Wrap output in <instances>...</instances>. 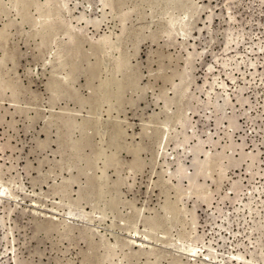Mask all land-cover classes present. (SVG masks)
I'll return each instance as SVG.
<instances>
[{"label":"rangeland","instance_id":"374dc122","mask_svg":"<svg viewBox=\"0 0 264 264\" xmlns=\"http://www.w3.org/2000/svg\"><path fill=\"white\" fill-rule=\"evenodd\" d=\"M263 261L264 0H0V264Z\"/></svg>","mask_w":264,"mask_h":264},{"label":"bare ground","instance_id":"6f19581e","mask_svg":"<svg viewBox=\"0 0 264 264\" xmlns=\"http://www.w3.org/2000/svg\"><path fill=\"white\" fill-rule=\"evenodd\" d=\"M51 2V1H50ZM133 2V1H132ZM104 5H105V3H104ZM160 6V5H159ZM16 9V8H15ZM51 12V11H50ZM73 12V11H72ZM121 14H124V13H121ZM106 16V15H105ZM115 16V15H114ZM119 16V15H118ZM106 19V18H105ZM26 20V19H25ZM28 20V19H27ZM173 21V20H172ZM22 22V21H21ZM27 22H29V21H27ZM26 22V23H27ZM44 24V23H43ZM123 24V23H122ZM4 26H6V24L4 25ZM90 26V25H89ZM94 26V25H93ZM102 27V26H101ZM121 31V30H120ZM112 32V31H111ZM46 33V32H45ZM112 34H113V32H112ZM3 36V35H2ZM168 36V35H167ZM111 38V37H110ZM109 40V39H108ZM110 41V40H109ZM8 43V42H7ZM108 44V43H107ZM130 47V46H129ZM113 49V48H112ZM119 50V49H118ZM111 51V50H110ZM115 51V50H114ZM15 54V53H14ZM57 54H58V52H57ZM9 55V54H8ZM11 55V54H10ZM59 56V55H58ZM66 57V56H65ZM113 57V56H112ZM121 57V56H120ZM114 58V57H113ZM63 59V58H62ZM59 60H60V58H59ZM64 60V59H63ZM117 60H118V58H117ZM118 61H120V58H119V60ZM66 63V62H65ZM120 63V62H119ZM118 63V64H119ZM120 67V66H119ZM226 67V66H225ZM118 68V67H117ZM208 69V68H207ZM226 70V69H225ZM120 72V71H119ZM46 74V73H45ZM252 76V75H251ZM64 81V80H63ZM111 83V82H110ZM3 84V83H2ZM107 86V85H106ZM219 87V86H218ZM106 91V90H105ZM52 92V91H51ZM107 92V91H106ZM220 92V91H219ZM213 96V95H212ZM59 98V97H58ZM246 98V97H245ZM243 107V106H242ZM242 115V114H241ZM231 125H232V127H235L236 125H235V121H234V118H231L230 119V122H229ZM10 126V125H9ZM230 129H231V126L229 127ZM196 134V133H195ZM185 141V140H184ZM200 143V142H199ZM197 144V143H196ZM200 150H201V147H200V144H197L196 146H195V148H194V153L195 154H197V153H199L200 152ZM231 150V149H230ZM250 153H251V151H250ZM247 155H249V154H247ZM246 156V155H245ZM251 157V159H255V155H251L250 156ZM199 158V157H198ZM219 158V157H218ZM137 159V158H136ZM212 159H213V157L212 156H210V155H206L205 156V159H204V161L202 162V163H200L199 162V164H196V166H197V170H196V174L198 175L199 173H202V170H203V168L208 164V163H211V161H212ZM219 161H221V160H219ZM216 162V161H215ZM247 162V161H246ZM213 164H214V162H212ZM221 163V162H220ZM225 163V162H224ZM238 163V161L237 162H235V164H237ZM218 164H219V162H218ZM210 165V164H209ZM247 165V164H246ZM98 168V167H97ZM4 169V168H3ZM248 170V169H247ZM179 172V171H178ZM210 172V171H209ZM180 173H182L181 171H180ZM228 173V172H227ZM259 173V172H258ZM207 174V173H206ZM194 176H196V175H194ZM204 176H205V174H204ZM210 177V176H209ZM192 181H194V179L192 178L191 179ZM240 180V179H239ZM196 184H199V183H196ZM201 184V183H200ZM203 184V183H202ZM236 184H237V182L236 183H234V187L236 186ZM261 186V185H260ZM21 187V186H20ZM236 188V187H235ZM195 189V188H194ZM21 190V189H20ZM205 191V190H204ZM200 195V194H199ZM207 195V194H206ZM189 196V195H188ZM206 197V196H205ZM204 198V197H203ZM208 198V197H207ZM9 200V199H8ZM59 204V203H58ZM261 205V204H260ZM257 207V206H256ZM220 208V207H219ZM51 210V209H50ZM99 211V210H98ZM92 215H93V213H92ZM49 216V215H48ZM171 217V216H170ZM66 218V217H65ZM90 218V217H89ZM72 219V218H71ZM192 223V222H191ZM185 225V224H184ZM136 226V225H135ZM96 228V227H95ZM148 230V229H147ZM211 231V230H210ZM138 233V232H137ZM165 233V232H164ZM163 233V234H164ZM142 234V233H141ZM149 234V233H148ZM135 235V234H134ZM138 235V234H137ZM103 236V235H102ZM139 236V235H138ZM158 236V235H157ZM182 236V235H181ZM148 237V236H147ZM262 237V236H261ZM50 238V237H49ZM158 238V237H157ZM105 239V238H104ZM103 239V240H104ZM152 239H154V238H152ZM182 239V238H181ZM184 239V238H183ZM191 239V238H190ZM150 240V239H149ZM129 241V240H128ZM136 241V240H135ZM104 243V242H103ZM131 243V242H130ZM164 243V242H163ZM133 244V243H132ZM178 244V243H177ZM208 245V244H207ZM111 246H113V245H111ZM126 246V245H125ZM142 247V246H141ZM145 247V246H144ZM150 247V246H149ZM193 248H195V247H193ZM114 249V248H113ZM179 249V248H178ZM190 249V248H189ZM197 249V248H196ZM196 249H194V250H196ZM182 250V249H181ZM184 250V249H183ZM193 250V249H192ZM200 250V249H199ZM17 252V251H16ZM182 252V251H181ZM187 252V251H186ZM185 252V253H186ZM153 253V252H152ZM177 253V252H176ZM183 253V252H182ZM188 253V252H187ZM195 254V253H194ZM111 256V255H110ZM196 256V255H195ZM114 257V256H113ZM204 257H206V256H204ZM237 257H239V256H237ZM193 258H195V257H193ZM234 258V257H233ZM86 259V258H85ZM124 259V258H123ZM244 259V258H243ZM84 260V259H83ZM87 260V259H86ZM118 260H120V259H118ZM156 260V259H155ZM152 261V260H151ZM248 261V260H247ZM250 261V260H249ZM153 262V261H152ZM252 262V261H251ZM264 262V261H263ZM71 263V262H70ZM186 263V262H185ZM120 264V263H119ZM145 264V263H144ZM149 264V263H148ZM155 264V263H154ZM169 264V263H168Z\"/></svg>","mask_w":264,"mask_h":264}]
</instances>
